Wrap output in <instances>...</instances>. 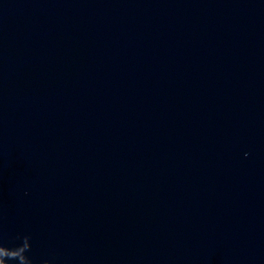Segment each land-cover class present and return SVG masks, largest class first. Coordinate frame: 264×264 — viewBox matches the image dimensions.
Listing matches in <instances>:
<instances>
[{"label":"water","instance_id":"1","mask_svg":"<svg viewBox=\"0 0 264 264\" xmlns=\"http://www.w3.org/2000/svg\"><path fill=\"white\" fill-rule=\"evenodd\" d=\"M0 264H264V0H0Z\"/></svg>","mask_w":264,"mask_h":264}]
</instances>
